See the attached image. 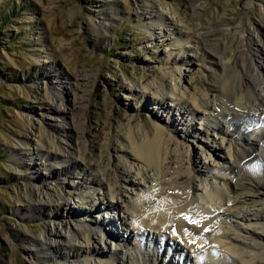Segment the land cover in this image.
Instances as JSON below:
<instances>
[{
    "label": "bare ground",
    "instance_id": "6f19581e",
    "mask_svg": "<svg viewBox=\"0 0 264 264\" xmlns=\"http://www.w3.org/2000/svg\"><path fill=\"white\" fill-rule=\"evenodd\" d=\"M182 1L186 8L185 16H190L202 0ZM249 9L243 3L238 27L244 29L246 34L238 37L222 29L229 24L223 16L207 24L200 22L199 28L193 26L185 31L177 22L168 23L166 14L158 10L142 12L143 19L149 20L147 25L152 30L164 31L162 26L173 28L176 29L177 40L191 43L194 58L200 61L199 67L206 71L202 82L207 91L213 93V103L209 105L199 95L186 93L179 86L172 67H167L165 71L154 70L153 81H146L142 87L135 77L131 78L136 87L128 88L126 95L138 97L143 106L149 101L154 105L152 109L155 106L158 110L162 109L168 122L153 119L134 125L127 115L124 130L121 131L119 127L115 132L121 154L117 158L122 162L119 169L115 168L118 179L133 186L130 171L135 162L136 176L141 173L143 178L149 177L151 172L156 181L147 190L133 195L131 200L126 198L123 201L125 205L113 199L110 185L104 181L111 177L110 172L102 164L100 156L94 158L96 155L92 156L87 151L84 126L77 117L76 111L85 102L89 91L88 82L85 81L92 75L87 72L73 74L71 90L74 98L71 97L69 101L66 92L63 97L65 103L69 101V104H65L67 114H63V110L54 104L56 99L61 102L63 81L56 82L60 87L57 94L56 91H49L39 98L45 101L44 113L50 116L49 120L61 118V124L53 126L57 136L43 133L40 143L23 141L22 144L27 145L24 150L30 156L23 163L30 170L32 180H55L57 176L69 175V168H78L83 171L82 178L87 183L98 186L101 193L112 198L109 201L111 204L101 200L96 208L105 209L108 215L110 209L120 210L123 216L118 220L131 227L121 234L123 243L117 244L113 250L98 246L103 239L101 229L108 230L111 221L104 220L107 215L102 221L94 217L95 205L88 203V194L84 190L80 201L85 205L78 206L76 211L77 214L94 218L92 228L85 224L87 218H81L74 220L75 223L69 221L61 229L56 227L55 230L41 233L31 240L38 259L64 258L68 259L67 264H76L80 260L82 264H264V19L259 20L256 30L252 31ZM112 14L118 13L103 11L106 21L92 26L98 40L107 39L112 31ZM245 16L248 24L243 26L245 22L241 19ZM172 34L169 31L168 36ZM163 36L166 37L167 32L164 31ZM234 57L237 58L236 64ZM173 58L174 63L183 64L182 58L178 60L175 55ZM187 61L195 65L191 57ZM48 68L40 73L44 79L51 82L60 78L62 73L50 66ZM147 91L150 97H146ZM166 99L174 102L172 110L181 112L180 118L174 112L169 113L172 106L166 104ZM203 105L208 116L216 121L211 124L201 119V123L204 122L202 124L207 130L212 129L222 136L217 142L222 155L218 150L213 152L220 162L208 167L206 172L190 167V152L184 149L183 140L178 138L192 137L193 131L185 113L188 109V112L197 115ZM179 125H183L179 130L184 136L176 132ZM226 136L228 142L224 148L222 142ZM103 142L101 140L97 147L101 148ZM40 157L46 158L47 163L42 162ZM206 158H199L198 165H206ZM33 166L42 170L39 172ZM80 183L74 182V186L81 188L83 185ZM138 185L141 184L137 180ZM22 201L23 209L34 217H49L50 212L62 220L73 215L70 206L64 215L62 209L67 204L65 195L51 191L49 186L45 192L39 186L34 187L32 193L22 197ZM163 248H167V255L162 260L159 257ZM106 254L108 261L104 262L100 257Z\"/></svg>",
    "mask_w": 264,
    "mask_h": 264
},
{
    "label": "rangeland",
    "instance_id": "374dc122",
    "mask_svg": "<svg viewBox=\"0 0 264 264\" xmlns=\"http://www.w3.org/2000/svg\"><path fill=\"white\" fill-rule=\"evenodd\" d=\"M243 3L250 7L248 12L253 24L250 29L255 31L257 22L264 19V2L258 0H202L190 16H185L186 8L182 0H0V264H67L68 259L64 258L48 261L38 259L31 240H35L41 233L55 230L56 227L61 229L69 221L75 223L81 218H87L85 224L92 228L91 221L94 218L77 214L76 211L78 206L85 205L80 201L81 192L84 190L88 194V203L95 205L94 217L102 221L107 215L104 220L111 221L108 230L113 233L101 229L103 239L98 242V246L113 250L123 243L121 234L131 227L118 220L123 216L120 210L110 209L108 215L105 209L96 208L101 200L111 204L109 201L112 198L101 193L98 186L87 183L82 178L83 171L78 168H69V175L57 176L55 180H32L30 170L23 163L30 157L24 150L27 145L22 144L23 141L40 143L43 133L57 136L53 126L61 124V118L49 120L50 116L44 113L45 101L39 98L47 95L49 91H56L57 94L60 90L57 83L63 81L61 102L56 99L54 104L63 110V114H67L65 104H69L71 97L74 98L71 90L72 76L81 72L92 75L85 81L88 82L89 91L86 93L85 102L76 111L77 117L84 126L87 151L96 155L94 158L100 156L102 164L110 172L111 177L104 181L110 185L113 199L125 205L123 201L126 198L131 200L133 195L147 190L156 181L151 172L149 177L143 178L141 173L136 176L137 163L133 161L130 174L134 185L122 183L118 179L115 168L119 169L122 162L117 158L121 154L115 132L119 127L121 131L124 130V119L127 115L131 117L134 125L153 119L162 120V123L168 122L162 109L158 110L157 106L152 109L154 105L149 101L143 106L138 97L126 95L128 88L136 87L131 78L135 77L138 85L142 87L146 81H153L154 70L165 71L167 67H172L179 86L186 93L199 95L209 105L213 103V93L208 92L202 82L206 71L199 67L200 61L194 58L191 43L177 40L176 29L162 26L167 32L166 37L161 29L152 30L147 25L149 20H144L141 14L158 10L166 14L168 23L177 22L185 31L193 26L199 28L200 22L207 24L223 16L229 24L222 29L231 36L238 37L246 34L244 29L238 27V16ZM103 11L118 14H112L114 21L108 38L98 40L92 26L106 21ZM241 21L245 22L243 26L248 24L246 16ZM168 30L173 32L171 36H168ZM174 55L178 60L182 58L183 64L174 63ZM188 57L193 59L195 65L187 61ZM236 61L237 58L234 57L235 64ZM49 66L62 73L59 79H52V83L40 74L44 68L49 70ZM64 92L69 100L66 103L63 100ZM145 95L150 97L148 91ZM165 102L172 106L170 114L176 111L172 110L174 102L169 99ZM204 106L200 107V113L204 112V115L191 114L187 109L185 118L190 121L192 137L178 138L183 140L184 149L190 152V167L206 172L208 167L219 161L213 152L218 150L219 153L217 142L222 136L212 129L207 130L202 124L203 121L211 124L216 121L208 116ZM174 113L180 118L181 112ZM182 126L179 125L176 131L180 135H183L179 130ZM107 133L110 134L106 140ZM101 140L104 144L98 148L97 144ZM227 142L226 136L222 142L224 148L227 147ZM33 155L32 158L35 159ZM205 157L206 165L201 167L203 164L198 165L199 158ZM39 159L47 163L46 158ZM93 162L94 160L91 161ZM33 167L39 172L42 170L41 167ZM137 180L141 185L137 186ZM78 181L83 185L81 188L74 186V182ZM195 182L197 185V181ZM47 184L51 191L65 195L67 204L62 212L66 216L70 206L74 219L72 215L58 220L50 212L49 217L38 218L23 209L22 197L26 193H32L36 186L45 192ZM245 208L248 207L243 209ZM46 237L49 235L46 234ZM166 249H161L159 258L162 260L167 255ZM100 259L108 261L107 254ZM76 264H82V261Z\"/></svg>",
    "mask_w": 264,
    "mask_h": 264
},
{
    "label": "snow or ice",
    "instance_id": "6c2138e0",
    "mask_svg": "<svg viewBox=\"0 0 264 264\" xmlns=\"http://www.w3.org/2000/svg\"><path fill=\"white\" fill-rule=\"evenodd\" d=\"M185 219H188V220H190V218H189V217H185Z\"/></svg>",
    "mask_w": 264,
    "mask_h": 264
}]
</instances>
